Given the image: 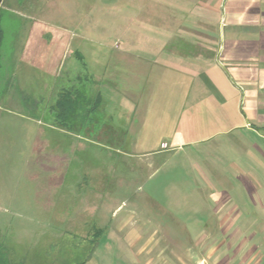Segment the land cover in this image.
I'll use <instances>...</instances> for the list:
<instances>
[{"label":"crops","instance_id":"0c3cea01","mask_svg":"<svg viewBox=\"0 0 264 264\" xmlns=\"http://www.w3.org/2000/svg\"><path fill=\"white\" fill-rule=\"evenodd\" d=\"M140 1L119 9L128 22L106 62L75 50L102 82L110 121L98 139L110 146L113 137L138 159L195 156L209 194L174 210L133 201L113 229L79 232L89 245L78 264H264V0ZM74 41L68 27L36 22L23 56L58 77ZM86 200L83 215L99 217L102 205ZM164 211L180 222L158 229Z\"/></svg>","mask_w":264,"mask_h":264},{"label":"rangeland","instance_id":"374dc122","mask_svg":"<svg viewBox=\"0 0 264 264\" xmlns=\"http://www.w3.org/2000/svg\"><path fill=\"white\" fill-rule=\"evenodd\" d=\"M135 4V0H0L4 33L0 69L1 264L81 263L86 259L89 238L80 233L100 227L113 229L133 201L152 198L156 207L174 210L180 200L209 194L195 156L187 160L183 153H166L138 159L115 138L111 137L110 146L98 139L110 118L102 105L90 114L87 103L88 97L96 98L102 82L90 75L86 61L75 50L83 54L88 49L92 57L98 53L106 62L111 56L108 51L113 52L118 43L117 28L128 22L126 15L120 18L119 9ZM36 22L68 27L74 35V56L58 77L37 70L24 59L29 32ZM98 42L106 43L102 54ZM72 89L80 90L83 97L78 100L76 120L71 117L68 123L73 129H67L57 120L54 106L60 91ZM90 124L94 126L89 137L86 130ZM88 198L102 205L99 217L92 209L83 215L81 203ZM119 206L124 211L114 214ZM155 214L158 229L180 222L165 211ZM77 218L82 219V225L75 230Z\"/></svg>","mask_w":264,"mask_h":264},{"label":"trees","instance_id":"16d2710c","mask_svg":"<svg viewBox=\"0 0 264 264\" xmlns=\"http://www.w3.org/2000/svg\"><path fill=\"white\" fill-rule=\"evenodd\" d=\"M3 42H4V33L2 31V25L0 22V69L2 66V48H3ZM85 96V95H84ZM83 97V93L80 90L75 91L67 90L66 92H63L61 97L58 99L54 106V111H56V117L57 120H60V125L63 124V126L67 129H73L72 125L70 126L68 123L72 118L76 120L77 118V111L79 109V103L78 100H80ZM86 97V96H85ZM93 102V103H92ZM90 107L88 108V112L95 113L99 106L102 105V100L100 96H97L94 100L92 98L88 97V103ZM80 109H82L80 107ZM77 122V121H76ZM92 123V122H91ZM81 126V125H80ZM94 124H90L89 128H87V133L92 129ZM73 127H76L73 125ZM80 128L76 129L77 131ZM121 142V141H119ZM1 264V262H0Z\"/></svg>","mask_w":264,"mask_h":264},{"label":"built area","instance_id":"2783aa9c","mask_svg":"<svg viewBox=\"0 0 264 264\" xmlns=\"http://www.w3.org/2000/svg\"><path fill=\"white\" fill-rule=\"evenodd\" d=\"M163 147H164V148H167V145H166V144H164V145H163Z\"/></svg>","mask_w":264,"mask_h":264}]
</instances>
